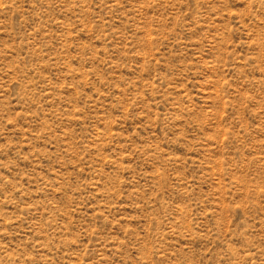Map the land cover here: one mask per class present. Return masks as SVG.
<instances>
[{
    "label": "rangeland",
    "instance_id": "374dc122",
    "mask_svg": "<svg viewBox=\"0 0 264 264\" xmlns=\"http://www.w3.org/2000/svg\"><path fill=\"white\" fill-rule=\"evenodd\" d=\"M0 264H264V0H0Z\"/></svg>",
    "mask_w": 264,
    "mask_h": 264
}]
</instances>
